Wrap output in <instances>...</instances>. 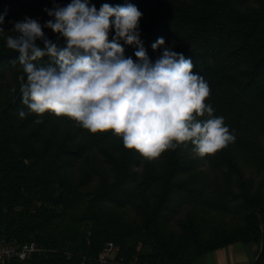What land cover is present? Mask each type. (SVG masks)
I'll return each mask as SVG.
<instances>
[{
	"label": "trees",
	"instance_id": "1",
	"mask_svg": "<svg viewBox=\"0 0 264 264\" xmlns=\"http://www.w3.org/2000/svg\"><path fill=\"white\" fill-rule=\"evenodd\" d=\"M86 2L89 6L95 5L97 10L104 3L113 7L135 5L142 13L140 40L148 57L154 62L162 54V48L153 50L151 45L163 37L165 46L192 60L193 72L208 84L210 95L205 104L212 106L214 117H223L229 133L235 137L234 142L219 150L224 159L232 160L238 171L234 160L236 151L247 152L256 160L261 157L264 161V147L260 140V134L264 133V6H256L260 0ZM69 3L71 0H0V15L4 16L0 28L5 29L27 13L31 16L44 13L47 20L52 19L45 8L51 9L54 4L63 7ZM12 28L6 34L0 33V79L7 75L6 72L12 73L13 88L16 89L0 102V119L5 122H15L16 113L27 107L22 103V82L19 80L24 75L26 82V74L18 61V53L6 46L5 37L10 33L17 35ZM45 35L59 46L65 45L60 34L47 30ZM112 35L114 32H110L109 40ZM37 43L43 47L42 41ZM123 46L126 57L135 60L136 46ZM49 62V57L45 56L37 63L47 65ZM43 116L79 124L67 116H56L51 112ZM251 121L254 126L249 124ZM37 134L38 128L26 138L19 136L23 147L16 151L8 145L5 133L0 132L3 138L0 140V214L12 198L11 202L19 197L26 198L27 192L33 188L35 194L30 202H38L31 211L32 222L28 221L33 230L37 225L51 222L57 212L75 205L84 194L82 189L98 177L91 191V206L95 208L103 202L125 205L135 200L141 218L140 230H144L145 243L151 245L153 251L147 256L134 258L128 253L121 234L97 212L82 216V221L92 220L87 236L78 227H65L55 229L46 237H38V234L32 237L15 229L22 222L20 218L13 223V229L7 228L6 232L0 233V240L5 237L22 242L36 240L48 250L20 264H96L95 258L110 241L120 246L119 257L128 261L135 259L137 264H193L203 254L238 242H252L259 247L257 261L252 264H264V196L259 189L251 193L250 185L242 178V189L230 198V208L242 216L244 224L231 229L213 228L206 233L207 224L193 219L188 224L182 223L181 238H170L174 234L167 233L166 217L180 210L185 202L198 201L210 181L189 157L190 149L195 147L191 141L164 151L159 164L155 159L144 158L136 150L126 149L122 138L112 131L89 132L91 142L100 150L103 159H82V177L74 182L59 170L62 164L79 160L85 154V144L77 140L76 132L70 129L57 138L50 133L43 137L40 146L34 140ZM27 159L39 162L44 175L42 180L35 179L32 183L21 180L25 176L23 166ZM13 172L18 173L17 177H12ZM54 174L56 181L51 183L49 178ZM37 219L40 221L36 225Z\"/></svg>",
	"mask_w": 264,
	"mask_h": 264
},
{
	"label": "clouds",
	"instance_id": "2",
	"mask_svg": "<svg viewBox=\"0 0 264 264\" xmlns=\"http://www.w3.org/2000/svg\"><path fill=\"white\" fill-rule=\"evenodd\" d=\"M44 11L52 19L41 25L25 17L14 23L17 35L5 37L26 74V82L19 77L20 92L31 112L67 116L92 134L112 131L126 149L148 160L189 141L201 157L234 142L223 117H214L212 106L205 104L210 89L193 72L190 58L165 46L163 37L151 45L162 48V54L154 62L148 57L140 40L142 13L135 5L104 3L97 10L86 0H71ZM43 28L60 34L65 45L48 39ZM123 45L136 46L135 60L126 57ZM45 56L50 62L38 64ZM205 113L206 120H196ZM18 115L25 118L26 113Z\"/></svg>",
	"mask_w": 264,
	"mask_h": 264
},
{
	"label": "rangeland",
	"instance_id": "3",
	"mask_svg": "<svg viewBox=\"0 0 264 264\" xmlns=\"http://www.w3.org/2000/svg\"><path fill=\"white\" fill-rule=\"evenodd\" d=\"M260 3H257L256 6H264V0H260ZM25 17L35 19L41 25L47 21L44 13H36L34 16H31V13H27L18 18L16 22L23 21ZM13 26L14 23L6 26L3 33H8ZM47 30L50 31L51 29L43 28L44 32ZM8 36H12V33L8 34ZM6 73L7 75L0 79V102H4L13 93L14 81L12 73ZM22 110L26 113L25 118H20L18 111L15 122L14 120L5 122V120L0 119V132L5 133L8 145L14 150L20 151L23 147V140L20 137L26 138V135H29L36 128H38V134L34 136V140L39 146L42 144L44 136L53 133L55 138L61 137L71 129L76 132L77 140L85 144V154L80 158L81 160H73L67 164H62L60 172L64 173L68 179L78 182L82 177V159L87 157H96L100 161L103 159L100 150L91 142L89 131L84 129L80 124L60 121L54 118H45L43 115L38 116L27 107ZM206 117L205 115L203 117L197 116L196 120H204ZM38 119L42 122L37 123ZM249 124L254 126L253 121L249 122ZM243 130L245 131V128ZM2 139L0 137V140ZM260 140L264 147V133L260 134ZM189 157L194 160L197 170L206 173L210 181L205 186L204 195L198 201H187L181 206L180 210L166 217L165 229L167 233L174 234L170 238H181L183 235V230L181 229L182 223L187 222L188 224L193 219L196 222L207 224L206 233H210L213 228L231 229L244 224L242 216L235 214L230 208L232 203L230 198L234 196L235 192L241 191L240 178L250 185L251 193L259 189L260 193L264 196V161L261 160V157L256 160L247 152L236 151L234 160L240 171L234 168L232 160H225L219 150L215 154L201 157L197 154L194 147L190 149ZM155 160L159 164L162 163V154ZM23 167L25 168V176L21 180L25 179L32 183L35 179H43L44 175L39 162L27 159ZM17 175V172L12 173L13 178L17 177ZM55 176V174L50 176L49 181L51 183L56 181ZM97 181L98 177H95L87 185V188L82 189L84 193L82 198L71 208L61 210L59 213L57 212L58 215L51 222L41 226L37 225V222L40 221V219H37L34 222L37 226L33 230H31L32 227L28 226V224L32 222L30 221L32 219L31 211L38 205V202L34 204L30 202V199L35 194V190L33 188L30 189L26 194V198L19 197L18 200L11 202L12 198L10 204L5 205L1 211L0 233L6 232L7 228L13 229V223L22 218V222L15 229L19 230L17 232L32 237L34 235L46 237L55 231V229L65 227L71 229L78 227L79 231L87 236L90 233L92 220L83 219L82 221V216L87 213L92 214L93 212H97L121 234L128 253L134 255V258H139V255H149L153 251L152 246L145 243L144 230H140L141 218L136 209L135 200H131L125 205L103 202L94 208L91 206L90 199L92 197L91 191L94 189ZM257 252L253 262L257 259Z\"/></svg>",
	"mask_w": 264,
	"mask_h": 264
},
{
	"label": "built area",
	"instance_id": "4",
	"mask_svg": "<svg viewBox=\"0 0 264 264\" xmlns=\"http://www.w3.org/2000/svg\"><path fill=\"white\" fill-rule=\"evenodd\" d=\"M48 250L39 245L36 240L22 242L16 238L0 240V264H20L34 256H41ZM120 246L110 241L95 258L96 264H137L135 259L126 260L120 256Z\"/></svg>",
	"mask_w": 264,
	"mask_h": 264
},
{
	"label": "crops",
	"instance_id": "5",
	"mask_svg": "<svg viewBox=\"0 0 264 264\" xmlns=\"http://www.w3.org/2000/svg\"><path fill=\"white\" fill-rule=\"evenodd\" d=\"M257 251L255 243H234L197 257L193 264H252Z\"/></svg>",
	"mask_w": 264,
	"mask_h": 264
},
{
	"label": "water",
	"instance_id": "6",
	"mask_svg": "<svg viewBox=\"0 0 264 264\" xmlns=\"http://www.w3.org/2000/svg\"><path fill=\"white\" fill-rule=\"evenodd\" d=\"M257 261V259L255 260V262Z\"/></svg>",
	"mask_w": 264,
	"mask_h": 264
}]
</instances>
